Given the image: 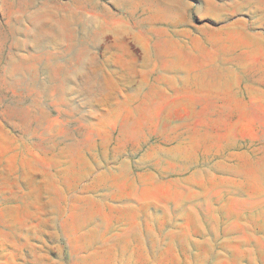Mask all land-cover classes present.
<instances>
[{
  "label": "rangeland",
  "instance_id": "1",
  "mask_svg": "<svg viewBox=\"0 0 264 264\" xmlns=\"http://www.w3.org/2000/svg\"><path fill=\"white\" fill-rule=\"evenodd\" d=\"M0 264H264V0H0Z\"/></svg>",
  "mask_w": 264,
  "mask_h": 264
}]
</instances>
